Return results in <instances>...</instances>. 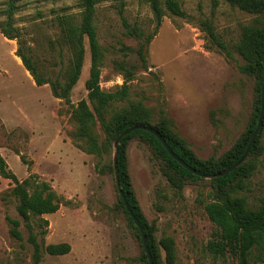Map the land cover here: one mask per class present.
I'll list each match as a JSON object with an SVG mask.
<instances>
[{
	"label": "rangeland",
	"instance_id": "obj_1",
	"mask_svg": "<svg viewBox=\"0 0 264 264\" xmlns=\"http://www.w3.org/2000/svg\"><path fill=\"white\" fill-rule=\"evenodd\" d=\"M176 1L184 16L167 13L154 33L156 23L145 0H96L100 88L114 91L127 79L129 101L141 103L153 121L163 111L173 132L198 159L219 158L244 133L252 107V86L238 70L242 60L235 45L242 28L263 25L264 15L246 13L225 0ZM7 5L8 0H0V24L6 21ZM15 5L13 26L22 52L41 77L55 80L71 59L69 51L57 48L55 19L72 15L79 22V0H15ZM122 19L145 37L154 33L144 51L145 63L137 53L142 40L126 35ZM17 48L15 40L0 36V155L19 181L35 175L70 202L43 217L48 227L42 248L68 243L71 251L63 256L42 251L38 264H140L138 240L119 206L113 172L107 169L109 158L100 160L76 147L71 107L54 98L48 84L36 87L24 76L13 58ZM89 68L85 38L80 77L70 92L73 105L87 98ZM258 135L261 153L248 156L255 165L252 175L236 188L251 208L264 201V127ZM126 155L135 198L147 223L155 227L156 242L173 240V264H237L233 257H215L207 249L216 231L203 209L214 194L212 179L174 187L163 162L138 138L128 142ZM12 187L11 180L0 177V264H32L24 225L19 227L21 240L9 235L6 217L20 220L8 194ZM44 229L35 226L39 243ZM159 264H168L163 250Z\"/></svg>",
	"mask_w": 264,
	"mask_h": 264
},
{
	"label": "trees",
	"instance_id": "obj_2",
	"mask_svg": "<svg viewBox=\"0 0 264 264\" xmlns=\"http://www.w3.org/2000/svg\"><path fill=\"white\" fill-rule=\"evenodd\" d=\"M145 1L156 23L154 33L167 13L173 16H184V12L176 0H164L163 3L160 0ZM225 1L246 13L258 16L264 15V0ZM79 4L81 8L79 22L76 23L72 15H61L55 19L59 27V36L55 42L57 48L60 52H63L64 49L69 51L71 59L68 67L60 71L58 77L53 81L41 77L30 57L22 52L18 29L13 26V14L17 8L15 0H8L6 21L0 24V34L7 40H15L17 42L18 48L15 56L20 59L35 85L41 87L48 84L52 96L71 107V117L75 124L72 138L79 150L94 155L100 160L104 157L109 158L107 169L113 172L111 156L115 137L131 126L143 125L158 132L176 156L191 168L205 175H213L224 171L241 159L256 128L260 111L264 24L261 26L243 27L240 38L235 45V52L242 60L238 70L252 86V107L246 129L224 155L219 158L200 160L176 136L172 130L171 122L165 117L163 111H160L159 119L153 121L151 112L141 103L128 100L127 79L114 91H103L100 88L102 49L94 25L96 0H79ZM122 24L126 35L142 40L137 53L141 61L145 63L144 51L154 33L145 37L140 30L132 29L125 19H122ZM211 36L213 37V35ZM85 38L87 39L90 53L89 75L84 83L87 98L73 105L70 101V92L80 77ZM219 46L228 57H231L230 52L221 43H219ZM121 68L126 71L124 65H121ZM262 127H264V115ZM134 138L145 142L156 157L163 162L170 172L169 180L174 187L179 188L187 181L202 180V178L191 174L173 160L156 137L146 131L135 130L123 137L119 142L116 166L120 187L131 212L138 219L144 230L153 264H159L160 250L164 251L166 262L173 264V240L170 237H164L156 242L154 238L155 227L147 223L135 198L127 171L126 155L127 144ZM260 153L258 135L248 156L256 157ZM254 166V163L248 158L233 172L226 176L212 179L210 182L213 185L214 194L211 201L203 207L207 219L216 229L212 240L207 245L208 251L215 257L229 255L236 260L237 264H250V260L255 263H264V201L255 208H251L247 205L244 197L236 194V188L238 186L241 187L245 180L249 179ZM0 177L9 179L13 183V187L8 194L15 200V211L20 218V220H17L6 217L9 235L13 239L21 240L22 235L19 227L21 224L24 225L28 232L27 241L32 246V264L40 262L42 251L50 256L68 254L71 251V246L68 243L48 244L44 246V249L42 248L43 236L46 234V228L48 227V221L43 219V216L56 213L60 206L68 205L70 202L56 194L47 182L39 180L35 175H30L26 179L19 181L8 169L7 163L1 155ZM118 203L138 240L141 252L136 260L140 264H148L139 231L125 210L119 195ZM35 226L45 228L39 233L41 234V243L38 242V233L35 232Z\"/></svg>",
	"mask_w": 264,
	"mask_h": 264
},
{
	"label": "water",
	"instance_id": "obj_3",
	"mask_svg": "<svg viewBox=\"0 0 264 264\" xmlns=\"http://www.w3.org/2000/svg\"><path fill=\"white\" fill-rule=\"evenodd\" d=\"M262 65H263V79H262V87H261V99H260V111H259V115H258V119H257V124H256V128L254 130V132L252 133L248 144L246 146L244 155L241 157V159L239 161H237L234 165H232L231 167H229L228 169L221 171L219 173L213 174V175H205L193 168H191L190 166H188L185 162H183L178 156H176L172 150L169 148V146L167 145L166 141L162 138V136L156 132L154 129L143 126V125H134L131 126L129 128H127L126 130L120 132L114 139L113 141V176H114V183H115V188L116 191L121 199V202L123 203V206L125 208V210L127 211V213L129 214L130 218L133 221L134 226L138 229L139 234H140V238H141V242H142V246L148 261V264H153L152 261V257L150 255L149 252V248L147 245V241H146V236L144 233V230L141 226V224L139 223L138 219L133 215V213L131 212L129 205L126 201V198L121 190L120 187V183H119V177H118V170H117V166H116V161H117V156H118V145L120 140L125 137L126 135L130 134L131 132L135 131V130H143L146 131L148 133H150L151 135H153L154 137H156V139L161 143V145L164 147V149L166 150V152L169 154V156L175 160L178 164H180L184 169H186L188 172H190L191 174L198 176L200 178H204V179H216L219 177H223L226 176L227 174L233 172L238 166H240L248 157L251 147L255 142L256 137L258 136L261 126H262V120H263V115H264V52H263V57H262Z\"/></svg>",
	"mask_w": 264,
	"mask_h": 264
},
{
	"label": "crops",
	"instance_id": "obj_4",
	"mask_svg": "<svg viewBox=\"0 0 264 264\" xmlns=\"http://www.w3.org/2000/svg\"><path fill=\"white\" fill-rule=\"evenodd\" d=\"M0 36L1 37H3L1 34H0ZM4 38V37H3ZM7 40V39H6ZM7 41H9V42H12V41H10V40H7ZM13 58H14V61L16 62V64L20 67V68H22V70H23V73H24V76L34 85V86H36L35 85V83H34V81H33V79H32V77L30 76V74L28 73V71L23 67V65H22V63H21V61H20V59L17 57V56H13ZM36 87H38V86H36ZM42 87V86H41ZM26 128H29L30 129V131L31 132H34L33 131V127L31 128V127H26ZM35 134V133H34ZM35 136V135H34ZM59 211V210H58ZM57 211V212H58ZM44 216H48V215H44ZM43 216V217H44Z\"/></svg>",
	"mask_w": 264,
	"mask_h": 264
}]
</instances>
